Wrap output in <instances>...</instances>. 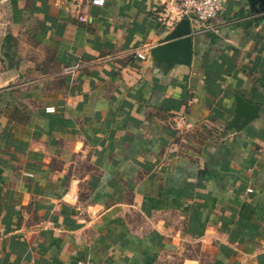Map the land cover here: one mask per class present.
I'll list each match as a JSON object with an SVG mask.
<instances>
[{
    "label": "crops",
    "instance_id": "crops-1",
    "mask_svg": "<svg viewBox=\"0 0 264 264\" xmlns=\"http://www.w3.org/2000/svg\"><path fill=\"white\" fill-rule=\"evenodd\" d=\"M165 1L4 0L0 264H264V15L226 0L168 66Z\"/></svg>",
    "mask_w": 264,
    "mask_h": 264
},
{
    "label": "water",
    "instance_id": "water-1",
    "mask_svg": "<svg viewBox=\"0 0 264 264\" xmlns=\"http://www.w3.org/2000/svg\"><path fill=\"white\" fill-rule=\"evenodd\" d=\"M251 11L264 15V0H247ZM264 18V17H263ZM151 57L160 64L190 66L193 59V27L183 19L167 33L150 51ZM258 107L237 97L231 129L241 130L257 117Z\"/></svg>",
    "mask_w": 264,
    "mask_h": 264
},
{
    "label": "built area",
    "instance_id": "built-area-1",
    "mask_svg": "<svg viewBox=\"0 0 264 264\" xmlns=\"http://www.w3.org/2000/svg\"><path fill=\"white\" fill-rule=\"evenodd\" d=\"M226 0H166L162 3L159 21L167 30H172L183 19L189 20L192 27L208 29L213 20L223 11ZM0 0V21L5 18ZM95 7H105L106 0H90ZM84 21L85 19L82 18ZM67 203H74L77 197L69 193L65 196Z\"/></svg>",
    "mask_w": 264,
    "mask_h": 264
}]
</instances>
